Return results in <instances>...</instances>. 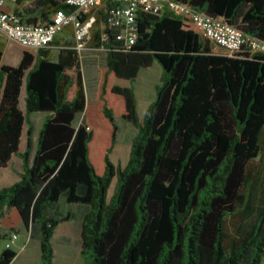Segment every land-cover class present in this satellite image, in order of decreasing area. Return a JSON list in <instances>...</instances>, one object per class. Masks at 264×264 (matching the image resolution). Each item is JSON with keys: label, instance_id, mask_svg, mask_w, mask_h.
I'll return each instance as SVG.
<instances>
[{"label": "trees", "instance_id": "trees-1", "mask_svg": "<svg viewBox=\"0 0 264 264\" xmlns=\"http://www.w3.org/2000/svg\"><path fill=\"white\" fill-rule=\"evenodd\" d=\"M177 1L264 41V0ZM15 5L26 24L48 23L60 8L71 11L64 0ZM100 7L98 16L97 8L91 12V45L106 51L99 101L111 126L101 174L89 158L94 131L85 118L74 126L87 106L79 52L66 47L54 59L49 48L24 51L12 66L2 64L0 46V168L15 154L23 160L20 180L0 189V220L15 209L26 228H38L40 264H54L56 228L68 217L53 218L51 209L62 196L89 206L79 233L85 264H262L264 54L230 56L171 11H139L135 42L124 49ZM154 62L160 83L139 117L132 83ZM111 75L129 81L110 92L123 98L122 117L136 127L124 166L111 157L118 134L106 97ZM35 112L49 114L31 158L28 116ZM25 124L27 147L20 153ZM16 257L3 249L0 264Z\"/></svg>", "mask_w": 264, "mask_h": 264}, {"label": "rangeland", "instance_id": "rangeland-1", "mask_svg": "<svg viewBox=\"0 0 264 264\" xmlns=\"http://www.w3.org/2000/svg\"><path fill=\"white\" fill-rule=\"evenodd\" d=\"M16 51V50H15ZM6 59L9 65H15L19 61L18 53L10 54ZM82 69L85 76L87 88V106L84 112L77 114L74 126L80 125L85 118L90 130L94 131V137L89 145V158L94 164L96 171L101 174L104 171V152L110 141L111 126L101 113V102L99 101L102 77L107 69L106 51L101 49H84L81 51ZM161 68L158 62L147 68L140 70L138 76L133 81L135 94L138 103V115L143 117L149 104L155 99L156 87L160 83ZM114 84L128 86L129 81L117 79L114 75L109 79V90L106 94L110 105L115 111V121L118 126L117 143L112 154V160L116 164L125 165L131 141L136 133V127L125 120L122 116L125 112L124 100L121 96L113 95L110 87ZM25 89L22 90L21 103L24 100ZM44 115L43 112L30 113L28 116L29 124L32 126L34 137L40 128L39 119ZM28 127V125H27ZM14 168V167H13ZM0 170V188L14 184L15 169ZM7 173L9 176H3ZM6 174V175H7ZM15 230L20 235L18 241L13 246L17 252V257L11 264H40V231L37 227L26 228L21 221L19 214L12 212L6 214L0 226V251L5 247V232ZM71 235L70 242H63L64 236ZM74 226H61L57 229L54 241V264H85V258L81 256V247L78 242H74ZM264 264V259L262 261Z\"/></svg>", "mask_w": 264, "mask_h": 264}, {"label": "built area", "instance_id": "built-area-1", "mask_svg": "<svg viewBox=\"0 0 264 264\" xmlns=\"http://www.w3.org/2000/svg\"><path fill=\"white\" fill-rule=\"evenodd\" d=\"M15 1L0 0V32L27 49L50 48L64 27L71 25L76 42L75 49L81 54L87 48L91 28L96 21L91 12L105 6V26L119 30L118 39L124 41V49H129L135 42L136 17L139 11L153 14L171 11L201 30L230 56L264 54V41L245 34L222 18L211 17L177 0H64L71 8L70 12L60 8L51 15L48 23L39 24L23 23L19 16L6 9L7 4ZM103 39H106L105 34ZM18 239L17 231L6 232L4 249H13Z\"/></svg>", "mask_w": 264, "mask_h": 264}, {"label": "crops", "instance_id": "crops-1", "mask_svg": "<svg viewBox=\"0 0 264 264\" xmlns=\"http://www.w3.org/2000/svg\"><path fill=\"white\" fill-rule=\"evenodd\" d=\"M15 7H16L15 3H9V4L6 5V9L9 10V11H12V12L14 11ZM100 10H101V7L97 8L94 11V14L97 15L99 13L98 11H100ZM101 26H103V25L101 24ZM75 44H76V42H75V39H74V36H73V27L71 25H68V26L64 27V29L58 34V36L56 37V42L53 43L49 49L51 50V54L53 55V58L57 59L59 51L61 49L66 48V47H74L75 48ZM0 46L2 47V52H3L2 64H6V65H9V64H7L5 62L6 61L5 58H7L12 53L15 54V55H17V53H18V57H19L18 63L15 64V65H12V66L19 65V63L21 62V60L23 58L24 51H29V52L33 53L34 55H37V53H38V50H36V49H27V48L22 47L18 43L9 40L1 32H0ZM86 49H98V50L103 49L104 50V48H96V47H93L91 45V36H90V39L88 40ZM80 57H81V54H80ZM81 66H82V59H81ZM82 71H83V69H82ZM161 73H162V70H161ZM83 75H84V72H83ZM84 80H85V76H84ZM85 84H86V82H85ZM23 88L25 89V85L23 86ZM23 88H22V90H23ZM21 95H22V91H21ZM21 95H20V108L22 109V111L25 112V103L22 105V103H21ZM87 97H88V95H87ZM24 100H25V95H24ZM48 114L49 113H44V115H42V117L39 119L40 128L42 126L44 118ZM40 128L36 132L35 137H34V132L33 131H32V134H31V144H32L31 158L33 157V155H34V153H35V151L37 149V142H38V135H39ZM27 130H28V127H27V124H25L24 128H23V134H22V137H21V143H20V149H19L20 153L24 152L26 150V147H27ZM10 168L15 169V172H16L15 176H14L15 182L19 181L20 180V175L23 172V160H22V158L20 157L19 154L13 155L11 160H10V162L8 163V165L6 167H1L0 170H3V172H4L5 170H8ZM6 174L3 173L4 178L9 176L8 174L7 175ZM88 211H89V206L88 205H85V204H68L67 201H66L65 196H62L58 200V202H56L52 206L51 216L53 218H57V219L68 217V220H66L64 222H61L57 226L56 232H57V229L59 227H61V226H70V227L74 226V233H75L74 242H78L80 244V242H79L80 227H81V223L83 221V218L87 214ZM12 212H16L18 214L17 210H15V209L6 210L5 215L0 220V226L2 225V220H5V218H6V214L7 213L10 214ZM6 232H8V231H6ZM56 232H55V236H56ZM55 236H54V238H55ZM62 241L63 242L72 241L71 240V235L64 236L62 238ZM52 243H54V242H52ZM53 246H54V244H53Z\"/></svg>", "mask_w": 264, "mask_h": 264}]
</instances>
